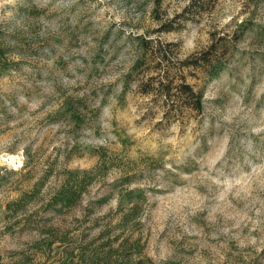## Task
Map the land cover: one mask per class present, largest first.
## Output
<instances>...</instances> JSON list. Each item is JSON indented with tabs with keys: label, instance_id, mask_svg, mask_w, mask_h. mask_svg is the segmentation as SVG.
<instances>
[{
	"label": "rangeland",
	"instance_id": "rangeland-1",
	"mask_svg": "<svg viewBox=\"0 0 264 264\" xmlns=\"http://www.w3.org/2000/svg\"><path fill=\"white\" fill-rule=\"evenodd\" d=\"M198 1L0 0V264H264V0Z\"/></svg>",
	"mask_w": 264,
	"mask_h": 264
},
{
	"label": "trees",
	"instance_id": "trees-1",
	"mask_svg": "<svg viewBox=\"0 0 264 264\" xmlns=\"http://www.w3.org/2000/svg\"><path fill=\"white\" fill-rule=\"evenodd\" d=\"M191 1H192V4L199 2L198 0H191ZM168 30H164V31H168ZM142 43L147 44V41L145 42L142 41ZM141 49H142L141 56H145L146 49H144V47H142ZM211 49H212V46L210 50H208L207 52H202L200 53L199 56L193 59L184 60L183 63L186 64L187 67L193 70L199 71V72H203L207 74L209 77L213 78L218 74L219 70L211 69L213 65L210 62V60H208L211 54ZM215 64L216 63H214V66ZM140 65L141 64H140L139 58L134 60L132 70L133 71L139 70ZM171 84L172 82L168 84H162V83L159 84L162 89V92H164L165 95H168L167 93L169 92V88ZM176 89H177L176 94L180 95V100L183 101L185 106L187 105L189 109H192L196 111L197 113H201L203 109L202 103H201L202 93L194 92L193 89L188 84H186V82L180 83L176 87ZM143 92L148 93L147 90H144ZM67 105H68L67 108L69 109V112L67 113L68 119L72 120V122L79 121L80 119L78 115L72 112L71 104H67ZM94 170H96V168ZM91 171L93 170L68 171L65 174L63 182L58 188V191L52 197L53 205L55 207L59 206L60 208H66L68 206L74 205L76 199H78L81 196V194L86 190V186L90 184V179L88 181L87 178L91 176L92 174ZM45 174H48V173L46 172ZM50 176L51 174L44 175L42 178L37 180L35 184L33 185L34 189L38 190V188H42L45 181H47V179H49Z\"/></svg>",
	"mask_w": 264,
	"mask_h": 264
}]
</instances>
